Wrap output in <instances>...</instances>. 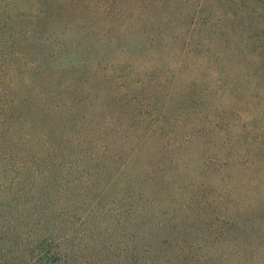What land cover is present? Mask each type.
Listing matches in <instances>:
<instances>
[{
    "label": "rangeland",
    "instance_id": "rangeland-1",
    "mask_svg": "<svg viewBox=\"0 0 264 264\" xmlns=\"http://www.w3.org/2000/svg\"><path fill=\"white\" fill-rule=\"evenodd\" d=\"M89 1L90 5L75 7V0H66L69 22L59 26L52 42L28 50V59L38 61L48 77L42 80V88L38 86L39 78L29 85L19 81L17 95L25 90L35 94L36 105L26 109L21 102L10 103L14 104L11 111L18 127H12L13 120L9 119L4 122V130L12 127V134L0 133V264H264V170L256 186L245 185L242 176L233 177L237 199L231 216L215 196L220 195L222 184L207 177L203 159L209 156L200 147L180 156L182 163L177 170H171L170 183H149L145 173L148 159L143 153L118 181L110 180L117 163L124 160V152L115 145L119 122L115 120L109 126L103 123L112 106L100 86L109 82L96 83L94 101L76 113L75 102L73 107L67 105L75 99L76 25L96 27V32L108 26V20L107 24L96 20L94 4L109 0ZM142 1L146 0H141V7ZM196 3L197 0H170L165 4L166 15H161L162 9H155L148 16L142 13L141 18L153 29L168 22L177 28L189 26L194 16L200 24L198 30H205L217 20V27L227 33V41L258 39V34L251 31L264 25V16L254 20L229 18L227 8L218 10L214 0H207L205 11L195 15ZM32 5L29 0H0L1 73L8 74L15 52L24 51L16 42V30L10 21L13 23L17 9L27 10ZM259 5L255 7L260 9ZM146 7L152 8L149 2ZM78 13L83 20L75 21ZM132 21L135 15L129 23ZM165 31V39L180 38L172 30ZM136 34L142 35L141 31L133 32L123 41H130ZM198 35L199 40L205 39L202 31ZM58 42L67 45L69 51L58 50ZM166 55L156 58L164 67L173 57ZM214 67L211 64L210 68ZM242 68L232 67L235 78ZM235 78L229 83L237 88L242 84ZM205 82L201 79L196 84ZM237 91L243 99L245 92L240 87ZM154 93L144 94L142 103L160 109L162 97ZM182 96L173 100V111L184 109L186 118L192 120L196 112L223 117L225 107L217 110L220 95L198 105L191 104L186 96L188 101H183ZM243 105L241 100L228 105L225 117L231 118L232 110L242 113L238 116L242 118L246 113ZM23 108L29 111L26 116ZM77 138L83 139L87 148ZM115 153H120L119 159L114 158ZM185 166L188 168L183 170ZM124 181L133 184L123 188ZM245 218L251 229L241 225Z\"/></svg>",
    "mask_w": 264,
    "mask_h": 264
},
{
    "label": "trees",
    "instance_id": "trees-1",
    "mask_svg": "<svg viewBox=\"0 0 264 264\" xmlns=\"http://www.w3.org/2000/svg\"><path fill=\"white\" fill-rule=\"evenodd\" d=\"M29 1L33 3L32 7L17 9L13 23L10 21V26L16 30V42L24 51L15 52L13 67L8 74L0 72V98H3L0 100V133L4 134H12V127H18L16 115L11 111L14 107V104L10 105L12 101L16 105L21 102L27 106L26 109L34 107L38 101V97L27 90L17 95L19 81L29 85L38 78L41 83L48 77L38 61L28 59V50L43 47L54 38L61 24L69 22L65 16L68 9L66 0ZM169 1L164 0L163 4L160 0H146L142 1L143 7L141 0H109L101 6L94 4L96 20L103 24H107L108 20V26L96 32V27L76 25L75 99L68 101L67 105L73 107L75 102L76 113L83 105L94 101L92 92L96 83L109 82L100 86L104 89L101 92L105 93L107 103L112 106L105 114L103 123L109 126L115 120L119 122V140L115 145L124 152V160L117 163L116 173L110 180L118 181L125 169L143 153L144 158L148 159L145 173L150 178L149 183H170L171 170H177L182 163L180 156L200 147L204 155L209 156L203 159L207 177L215 178L222 184L220 195L215 196L223 210L231 216L232 206L237 199L233 177L242 176L243 183L251 186H256L263 177L264 25L249 30L257 33L258 39L229 41L225 38L227 33L217 27V20L209 23L205 30H198L200 24L194 21V16L189 26L179 25V28L172 22L158 24L154 29L151 24L145 25L142 13L147 12L145 16H148V12L162 9L164 12L161 15H166L168 9L165 4ZM147 2L151 9L146 7ZM206 3L207 0H197L193 7L194 14L204 12ZM214 3L218 10L226 7L229 18L254 20L264 16V0H214ZM256 3L260 4V9L255 7ZM81 4L90 5V1L75 0V7ZM133 15L135 21L130 24ZM76 20H83L81 14L75 15ZM155 29L157 33L154 34ZM167 29L180 38H163L162 34ZM139 31L142 35L136 34L126 43L123 41ZM199 31L203 32L205 39H198ZM186 34L189 36L186 37ZM56 48L63 53L69 51L63 42H58ZM167 53L165 57H173L168 58L167 67H164L156 58ZM211 64L215 65L213 69L210 68ZM203 65L209 67L204 68ZM238 66L243 68L235 78L232 67ZM234 78L242 84L238 87L245 92L243 99L238 94V87L229 83ZM201 79L206 82L196 84ZM38 86L42 88V83ZM31 88L30 85L29 91ZM82 88L88 89L83 91ZM153 91H156L154 94L157 98L162 97L160 100L164 104L160 109L153 108L150 103L146 106L142 103L141 97L144 94L150 96ZM179 95L188 97L193 105L201 104L213 95H220L217 110L225 107L223 117H208L196 112L190 120L186 118L184 109L181 112L173 111V100ZM184 96L183 101H188ZM237 100L244 103L246 113L241 118L238 116L242 113L230 110L231 118H226V107ZM95 107L100 109L98 105ZM141 108H146L145 112ZM23 110L24 116L29 114V111ZM9 119L13 120L12 127L4 130V122ZM77 140L87 148L83 139ZM120 153H115L114 158L119 159ZM187 168L185 166L183 170ZM132 184L124 181L121 187ZM248 223L249 219L245 218L241 225L251 229Z\"/></svg>",
    "mask_w": 264,
    "mask_h": 264
}]
</instances>
